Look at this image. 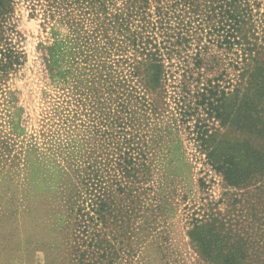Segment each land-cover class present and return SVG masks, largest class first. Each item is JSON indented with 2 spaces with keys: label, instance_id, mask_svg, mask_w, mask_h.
Instances as JSON below:
<instances>
[{
  "label": "rangeland",
  "instance_id": "374dc122",
  "mask_svg": "<svg viewBox=\"0 0 264 264\" xmlns=\"http://www.w3.org/2000/svg\"><path fill=\"white\" fill-rule=\"evenodd\" d=\"M32 1L18 2L5 34L21 66L0 72V264H264V139L238 118V47L219 44L208 21H186V60L201 49L222 64L195 75L185 116L174 92L185 67L164 60L149 83L139 49L151 34L117 31L124 0H107L100 24L79 5L61 24ZM258 10L263 45L264 2ZM208 84L229 94L230 120L210 114ZM247 141L258 164L246 186H229L209 151Z\"/></svg>",
  "mask_w": 264,
  "mask_h": 264
},
{
  "label": "trees",
  "instance_id": "16d2710c",
  "mask_svg": "<svg viewBox=\"0 0 264 264\" xmlns=\"http://www.w3.org/2000/svg\"><path fill=\"white\" fill-rule=\"evenodd\" d=\"M19 1L21 0H0V72L7 73L14 66H21L20 53L5 37V34L11 30L8 24ZM43 1L33 0L31 2L34 12L42 7L50 20L59 21L61 24L70 23L75 5H79L84 15H90L91 23H98L97 18L107 15V0ZM167 1L176 2L175 5L170 6ZM263 2L264 0H124L122 8L117 9L118 14L114 19L121 28L117 30L118 32L122 30L130 33L131 26L137 23L136 33H134L137 40L138 37L144 40L145 34H151L147 35L149 37L146 42L142 41L139 49L145 58L144 64L148 71L153 72L150 77L148 76L149 83L155 85L160 83L165 67L164 60L176 57L181 66L185 67L183 80L174 90L181 114L185 116L189 111L186 105L190 95L189 86L191 81H196L195 75L198 77V82H201L208 79L209 72L216 68L219 69L222 64L219 57L209 55L207 58V53L201 49L190 53L187 56L188 61L183 56L192 48V42H190L192 37L187 31L189 29H187L186 21L187 23L198 19H202L203 22L208 21L210 30L218 38L219 44L228 45L231 49L237 46L238 51L241 52L240 55L237 52V57L242 61H238L236 68L240 69L242 66L240 77L244 81L247 95L241 99L238 106V118H241L240 123L250 130L252 136L256 135L264 139V44H259L260 39L256 34L259 19L255 18ZM179 6L183 7L180 13L176 8ZM83 8L88 10L84 11ZM247 29L250 30L246 31ZM152 35L160 36L152 38ZM252 38L257 42L249 40ZM189 60H191V65ZM219 88L211 84L205 85L200 97L204 103L208 101L209 112L212 116L215 114L216 118L228 121L233 114L228 112L225 105L229 94ZM207 95H210L211 99H208ZM218 95L222 96V100L219 99L217 102L222 103L223 106L216 107L214 99ZM254 97H257L258 102L255 103ZM208 159L214 170L223 176L229 186L234 187L246 186L244 184L252 179L255 166L258 164V157L250 141L237 143L236 146H230L222 153L210 150ZM240 159H244V162L241 163ZM260 162L263 161L260 160ZM249 210L248 216L254 223L257 209L253 205ZM248 229L252 228L248 227ZM242 233L251 237L245 228Z\"/></svg>",
  "mask_w": 264,
  "mask_h": 264
}]
</instances>
